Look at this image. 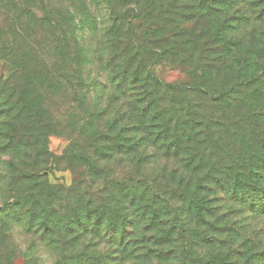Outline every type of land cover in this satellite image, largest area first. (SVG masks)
<instances>
[{"label": "trees", "instance_id": "obj_1", "mask_svg": "<svg viewBox=\"0 0 264 264\" xmlns=\"http://www.w3.org/2000/svg\"><path fill=\"white\" fill-rule=\"evenodd\" d=\"M37 3L0 0L8 70L0 75V151L30 166L12 164L0 227H39L42 241L61 250L56 264H225L223 213L234 204L264 217V0H92L78 25ZM96 30L93 43L85 32ZM92 61L106 70L93 84L97 96L109 91L97 113L108 124L95 121L80 151L51 155L86 169L85 186L66 191L47 179L46 143L60 123L43 105L73 92ZM157 64L182 70L187 82L164 83ZM120 154L155 165L120 178L102 164ZM71 224L82 233L68 243ZM246 242L240 257L264 264V246Z\"/></svg>", "mask_w": 264, "mask_h": 264}, {"label": "rangeland", "instance_id": "obj_2", "mask_svg": "<svg viewBox=\"0 0 264 264\" xmlns=\"http://www.w3.org/2000/svg\"><path fill=\"white\" fill-rule=\"evenodd\" d=\"M37 6L42 8H54L60 9L61 12L66 15L71 14L75 24L78 25L79 19L83 16L87 9L93 10L92 0H38ZM2 11L0 8V21ZM9 23V22H7ZM91 42L100 37V30L94 32H85ZM4 68V69H3ZM101 72H105L104 67L97 65L96 62L86 63L83 65L79 73L78 81L75 82V88L73 92H66L60 96L47 97L44 102V108L49 118L54 117L56 121L60 123V131L56 134H51L47 139V149L50 153L45 160V165L50 170L47 172V179L50 183L61 186L66 191H70L71 188L83 185L84 180L81 179L86 173L84 168H76L72 170L70 165L63 159H51L62 155L64 150L69 146L71 149L80 151L81 148L86 147V141L84 134L95 126L100 129L107 126L104 118H98L97 113L101 112L104 106L107 104L108 99L106 97L108 90H103L98 94V88H95L93 80L104 81L99 75ZM154 74L166 84H184L187 82V75L185 72L178 68H173L166 64H157L153 68ZM8 73L5 68V63L0 61V75L6 76ZM103 77V76H102ZM89 91V92H88ZM104 94V95H103ZM103 95V96H102ZM105 115V114H103ZM1 116L0 119H2ZM4 119V118H3ZM61 126L63 127L61 129ZM9 127V126H8ZM7 127V129H8ZM0 131H5V128L0 127ZM6 139L0 138V144H4ZM0 151V205L11 197L12 190L10 189L9 182L12 173V164L16 163L20 169H29L28 159L22 161L20 155L16 151ZM108 166L109 170H114L118 177H124L130 171L135 173L141 172L143 169H150L154 167L153 162H146L140 166L134 164L133 161H129L126 156L120 154L114 160L102 163ZM42 165V161L35 165V168H39ZM81 187V186H79ZM211 197V194H209ZM228 203V201H227ZM220 228L224 229L225 220L222 218L224 211L222 202L220 201ZM228 212L223 213L227 219V228L223 233L220 232V242L227 241V244L223 246L220 244V253L230 249V256L224 262L225 264H255L254 257L245 259L241 255L242 249L239 245H242L240 241L246 237L247 242L245 245H258L256 248L264 246V217H256L251 219L247 213H239L234 204H231ZM2 213V212H0ZM5 227H0V237L4 238V241L0 238V264H56L57 255L61 250L57 245L48 246L42 241V236L39 227L29 229L22 223L9 221L5 223ZM250 228L249 234H239L242 228ZM110 230V229H109ZM73 233L74 239H69L68 243L74 242L79 239L82 231L78 225L71 224V229H66L63 235L66 233ZM4 233V235H1ZM244 233V232H243ZM108 237L111 236L112 230L105 233ZM89 235V234H88ZM91 235V234H90ZM86 236L89 243H94L91 236ZM216 236V238L218 237ZM67 238V236H66ZM107 244L103 243L104 250ZM205 248L204 250H207ZM211 253L215 252V248L210 247Z\"/></svg>", "mask_w": 264, "mask_h": 264}]
</instances>
